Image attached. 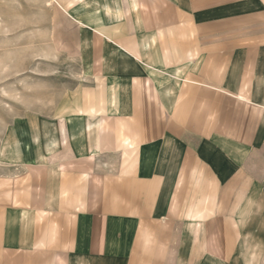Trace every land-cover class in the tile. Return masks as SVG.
I'll use <instances>...</instances> for the list:
<instances>
[{
    "label": "crops",
    "instance_id": "1",
    "mask_svg": "<svg viewBox=\"0 0 264 264\" xmlns=\"http://www.w3.org/2000/svg\"><path fill=\"white\" fill-rule=\"evenodd\" d=\"M60 8L94 85L53 147L26 116L0 264H264V0Z\"/></svg>",
    "mask_w": 264,
    "mask_h": 264
},
{
    "label": "rangeland",
    "instance_id": "2",
    "mask_svg": "<svg viewBox=\"0 0 264 264\" xmlns=\"http://www.w3.org/2000/svg\"><path fill=\"white\" fill-rule=\"evenodd\" d=\"M90 3L0 0V172L15 169L12 164L19 157L24 136L19 135L27 130V115L30 121H42L41 130L53 147L61 114L87 103L94 84L86 39L60 5L66 9L77 5L81 13ZM83 14L90 15L84 9ZM81 47L85 53L80 54Z\"/></svg>",
    "mask_w": 264,
    "mask_h": 264
}]
</instances>
